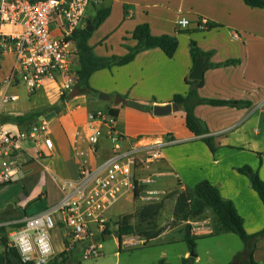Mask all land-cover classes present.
I'll use <instances>...</instances> for the list:
<instances>
[{"label": "crops", "instance_id": "crops-1", "mask_svg": "<svg viewBox=\"0 0 264 264\" xmlns=\"http://www.w3.org/2000/svg\"><path fill=\"white\" fill-rule=\"evenodd\" d=\"M102 9H109L110 14L98 28H93V31H102L103 34L94 40L92 31L88 41L96 57L125 56L128 48L135 43L132 39L134 29L141 24H147L153 36H174L178 42L177 50L172 58H168L158 48L149 49L137 54L127 65L97 71L89 80L93 93L69 98L68 92L67 100L62 106L61 96L56 88L47 83L36 93L29 95L34 100L43 99L42 102L37 100L38 104L33 108H26L24 104L19 103V99L6 107L4 118L43 110L46 111L42 116L51 112L56 114L47 120L49 137L53 143L51 152H46L41 143L22 144L24 150L17 155L16 162L23 170V177L12 182V187L1 191L10 192L18 198L10 203L0 200V227L20 223L24 216L40 213L47 206L59 201L60 180L76 179L80 167H96L112 155L113 145L109 139L111 134L119 138L123 151L133 145H141L149 152L159 144L161 153V158L149 165L143 164L144 154L138 156L133 176L138 183L145 179L152 182L137 189V198L135 193L127 192L116 204L121 201H134L143 207L162 204L161 212L170 204V221L174 222L176 196L201 181H208L218 189L224 200L234 204L248 234L252 235L264 229L263 204L251 188L249 177L237 171L241 167L249 166L264 180V157L259 156L264 155V112L261 107L263 95L260 93L264 90V47H261L264 44V8H250L241 0H95L86 11L83 28L88 27V22ZM88 11L93 14L90 15ZM181 17L189 20V26L184 29L188 33H180L182 29L176 26V21ZM200 19H206L212 28L198 30ZM222 30H226L230 39L237 41V46L227 42L228 38ZM113 35H116V38L111 40ZM183 38L188 42V47L180 50L179 39ZM191 40L208 54L207 57L203 56L207 66L201 80L202 86L197 91L198 97L247 102L246 105L237 107H212L205 104L195 107V116L208 129V135L214 138L217 147L214 154L208 150L200 137H196L186 128L185 111L181 104L176 113L166 116H155L152 113L154 106L169 105L174 102L175 96H185L189 90L195 88L186 82L193 81L188 78L194 67L189 52ZM7 58L9 61L5 65ZM7 58L0 69V81L10 69L12 60ZM231 60L237 63L222 65ZM78 68L77 55L73 66L76 74ZM99 93L110 96L112 100H87L88 97H97ZM117 95L124 103L116 106L113 99ZM130 101L144 106L145 109L129 106ZM59 105V111L49 110ZM110 109L117 112L113 129L110 131L108 127L102 126L103 137L99 144L92 148L88 143V114L96 111L108 114ZM7 127L26 128L10 123ZM168 139H172L174 143L168 146L160 145ZM41 150H44L46 155H43ZM29 176H35V183L26 188L25 182ZM24 186L27 195L21 193ZM145 191L157 192L156 198L151 201L143 200ZM39 197L42 200L39 201ZM14 204L20 208L12 209ZM123 214L125 213L114 217L109 213L108 220L121 219ZM20 216L22 218L18 220L10 219ZM178 224L181 226L178 230L181 235L179 240L183 242L184 227L189 225L192 233L205 234L211 232L213 218L189 219ZM172 232L175 230L162 231L149 241L167 237ZM106 237L105 234L103 239ZM136 237L122 236L120 245L118 241L119 249L125 239ZM144 245L145 243L142 246ZM4 250L0 244V254ZM261 251H264V238L256 243L253 253V260L264 264V255L259 253ZM75 255L80 256L76 253L74 258ZM162 255L165 256V253ZM189 256L188 249L179 254L181 262ZM198 262L199 257L196 255L191 264Z\"/></svg>", "mask_w": 264, "mask_h": 264}, {"label": "built area", "instance_id": "built-area-1", "mask_svg": "<svg viewBox=\"0 0 264 264\" xmlns=\"http://www.w3.org/2000/svg\"><path fill=\"white\" fill-rule=\"evenodd\" d=\"M95 0H0V69L7 57L10 69L0 81V184L23 177V170L16 157L24 148L23 143H41L51 152L48 121L39 117L25 129H9L3 123L5 108L19 99L16 91L23 88L32 95L51 83L58 94L70 92L76 85L73 70L77 49L73 34L84 27L86 11ZM189 20L176 21L179 29H186ZM208 21L200 19L197 29H208ZM115 119L101 111L88 114V143L95 148L103 132L102 126L112 131ZM112 155L96 167L82 166L72 180L58 182L61 197L44 211L24 216L22 225L9 234L10 246L16 250L24 264H50L64 253L79 254L87 260L102 256L99 238L105 237L108 215L125 193H134L150 179L138 183L133 168L140 154L143 164L149 165L161 158L160 146L145 151L133 145L123 151L119 138L109 134ZM168 139L161 146L173 144ZM41 150L43 155L46 152ZM157 192L145 191L143 200L151 201ZM57 231V249L52 232ZM125 248L144 244L145 241L125 239Z\"/></svg>", "mask_w": 264, "mask_h": 264}, {"label": "trees", "instance_id": "trees-1", "mask_svg": "<svg viewBox=\"0 0 264 264\" xmlns=\"http://www.w3.org/2000/svg\"><path fill=\"white\" fill-rule=\"evenodd\" d=\"M246 6L250 8H264V0H241ZM109 9H102L98 11L95 17L88 22V26L92 25L94 29L98 28L109 16ZM87 26L83 29L77 30L73 34V40L75 41V47L77 49L78 55V70H77V82L75 87L78 88L82 95H91L93 91L89 86V80L91 76L100 70L110 69L112 66H124L132 62L136 55L149 50L158 48L160 49L166 57L172 58L175 54L178 42L174 36L171 35H160L153 36L150 32L149 26L147 24H141L136 26L132 33V39L134 40V45L128 48V52L123 57H110V58H99L96 57L88 41L92 33L86 30ZM212 25L208 24V29H211ZM189 52L192 62L195 63L198 57H207L206 54L201 53L197 49V45L194 41L189 42ZM237 61L231 60L223 63L222 65L235 64ZM219 66V65H213ZM188 84L194 85L195 88L188 91L185 96L177 95L174 97L173 101L181 104L185 111V126L186 128L196 137H200V140L205 144L208 150L214 154L217 151L215 146L214 138L209 136V131L203 124V122L195 116L194 110L197 105L205 104L212 107H225V106H243L247 102L239 101H225L217 99H202L198 97L197 91L202 86V81H189L186 80ZM67 100V95H63L60 98L61 106L63 102ZM129 106L137 109H145L144 106L130 101ZM61 109L59 106L51 107L50 111H59ZM46 110L34 111L27 113L22 116H9L3 117V123H10L18 127L29 126L36 122L39 116H42ZM109 116L116 120L117 112L113 109L108 110ZM264 122V120H263ZM237 171L249 177L251 188L258 195L264 207V180H262L257 172H254L249 166H244ZM251 175V176H250ZM12 182L5 184H0V189L11 185ZM25 186L23 187L22 193L27 195L25 191ZM135 198L138 197L139 192L136 190L134 192ZM176 194V193H175ZM174 194V195H175ZM162 210V204L148 205L144 206L139 213L143 220L146 219V223L150 226L149 229L155 228V221H153L157 216H159ZM213 218V228L210 233L205 234H194L191 231V227L188 225L182 229L183 232V242L187 245L190 256L187 259H183L181 264H191L195 258V241L198 238L204 236H218L220 234H234L243 243L244 250L237 253L234 256L232 264H259L253 260V253L255 251L256 243L264 238V229L256 234H247L244 229L243 219L238 214L234 204L231 201L224 200L218 189L212 186L208 181H201L197 183L193 188L187 189L186 191L179 193L176 196V202L173 209L174 222H183L187 220H202ZM20 217H11L12 220H18ZM152 218V220H151ZM150 219V220H149ZM22 225V222L13 223L11 225L0 227V244L5 248L4 252L0 254V264H24L20 261L18 253L16 250L9 246L8 235L6 228H18ZM116 237L118 238L119 245L121 244V238L125 235H135L139 232V225L129 224L126 217L120 219L116 223ZM105 234L108 233L106 229ZM153 237H147L145 245ZM74 258V253H64L58 258L53 260L50 264H81L79 260L76 262H71ZM160 264H165L160 261Z\"/></svg>", "mask_w": 264, "mask_h": 264}, {"label": "rangeland", "instance_id": "rangeland-1", "mask_svg": "<svg viewBox=\"0 0 264 264\" xmlns=\"http://www.w3.org/2000/svg\"><path fill=\"white\" fill-rule=\"evenodd\" d=\"M88 13L90 15L93 14L92 11H88ZM222 31H224L226 37L228 38L227 42L230 45L233 44L237 46V41L230 39V36H227L226 30H222ZM93 32H94L93 34L94 40L100 38V36L103 34L102 31H93ZM180 33L185 34L188 32L182 29ZM115 38L116 35H113L111 37V40H114ZM179 47L180 50L183 49V47H188V42L184 38L179 39ZM261 47H264V44H262ZM197 49L201 53L205 54L202 51V49H200L199 47H197ZM206 56H208V54H206ZM8 61L9 60L7 58L5 65ZM10 92L17 93L19 96V103L21 102L22 104H24L26 108H33L36 104H38L37 100L41 102L43 101L42 98H38L37 100L36 99L34 100L33 98H31V96L29 97V94L23 88H19L16 91H10ZM260 93L263 95V101L261 107L264 112V90H261ZM262 146H263L262 149L264 150V143ZM259 156H261L262 158L264 157V155H259ZM262 160L264 161V158ZM34 183H35V176H29L25 182V186L26 188H29L33 186ZM12 185L13 183L11 185H8L0 189V200L2 199L8 201L9 203L11 200L14 201L17 200L18 197H14V195L11 194L10 192L7 191L1 192L5 188L12 187ZM12 195L13 197L9 200V198ZM38 200L40 201L42 199L39 197ZM19 208L20 206L14 204L12 209H19ZM171 208L172 206L170 204H167L163 209V211L159 214V216H157L153 220L155 221V228L149 229L150 226L148 225V223H146V219L143 220L139 214L143 209V206L139 205V203H134V201L133 203L123 202V201L119 202L112 208L110 213L114 217H117L122 213H125L120 218L126 217L128 222H132L133 225L136 224L140 226L139 228L140 231L135 234L137 237L132 238L133 240L135 239L137 241H145V239L147 240V237L154 238L160 232L166 230H175V232L170 233L167 237H161L159 239L151 240L149 241L148 244L144 246H142L143 244L140 243L137 244L136 246H128L127 248H124L123 245L125 243L123 242L122 248L119 249L118 238L116 237L115 232L117 230L116 223L119 222L120 219L119 218L117 220L109 219L106 225V229L110 234H106L107 237L105 239L99 238V242L102 246V256L98 258H90L87 260H83L75 255V258L71 259V262H76L77 260H79L81 264H160V260H163L166 264H181V259L179 258V254L186 251L188 247L185 243L179 240V237H181V235L178 232V230L181 228L180 224L170 221ZM13 229L14 228H9V227L6 228L9 246H10L9 234L13 231ZM58 234L59 233L55 230L52 232V237L56 248L60 249ZM243 250H244V243L236 235L225 234L218 236L208 235L198 238L195 241L194 252L199 257L198 264H232L234 256L237 253L242 252ZM162 253H165V256H163ZM259 253L261 255H264V251H261ZM59 264H63V263H59Z\"/></svg>", "mask_w": 264, "mask_h": 264}, {"label": "water", "instance_id": "water-1", "mask_svg": "<svg viewBox=\"0 0 264 264\" xmlns=\"http://www.w3.org/2000/svg\"><path fill=\"white\" fill-rule=\"evenodd\" d=\"M86 30L88 32H92L93 31V26H88L86 28ZM206 63H205V60L203 57H198L196 58L195 60V63H194V67H193V70L191 71V73L189 74L188 78L190 80H193V81H201L203 79V75H204V70L206 68ZM82 93L81 91L78 89V88H74L70 91L68 97L69 98H73L75 96H81ZM88 101H95V100H99V101H111L112 98L104 93H99L97 95V97H88L87 98ZM113 103L114 105H119V104H123L124 101L122 100V98L117 95L114 97L113 99ZM180 109V105L176 102H173L169 105H165V106H154L153 109H152V113L153 115L155 116H166V115H169L171 113H176L178 112ZM55 112H51L45 116H43V118L45 120H50L51 118H53L55 116ZM251 176V175H250ZM20 177H16L12 180V182H16L19 180Z\"/></svg>", "mask_w": 264, "mask_h": 264}]
</instances>
